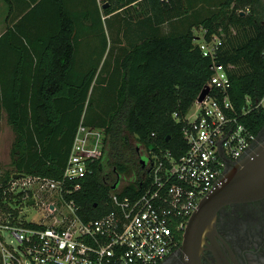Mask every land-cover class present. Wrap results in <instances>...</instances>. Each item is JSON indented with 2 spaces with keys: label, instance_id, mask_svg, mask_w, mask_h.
I'll list each match as a JSON object with an SVG mask.
<instances>
[{
  "label": "trees",
  "instance_id": "obj_1",
  "mask_svg": "<svg viewBox=\"0 0 264 264\" xmlns=\"http://www.w3.org/2000/svg\"><path fill=\"white\" fill-rule=\"evenodd\" d=\"M4 1L13 10V0ZM25 1L20 17L0 35V112L15 136L11 166L59 179L79 124L99 130L103 146L93 172L67 197L84 221L110 210L112 185L121 175L130 181L119 194L139 193V146L176 157L185 150L182 119L210 77V59L196 44L195 27L206 38L218 35L223 24L227 34L229 26L236 29L223 39L218 60L230 68L236 107L251 102L242 122L255 135L262 129L264 110L255 107L264 97L262 0H107L101 6L98 0ZM133 4L143 8L137 21L143 38L115 58L120 76L115 72L110 92L102 86L111 57L105 28ZM163 25L168 29L162 33ZM240 65L243 71L234 69Z\"/></svg>",
  "mask_w": 264,
  "mask_h": 264
},
{
  "label": "built area",
  "instance_id": "obj_2",
  "mask_svg": "<svg viewBox=\"0 0 264 264\" xmlns=\"http://www.w3.org/2000/svg\"><path fill=\"white\" fill-rule=\"evenodd\" d=\"M196 44L210 59V77L203 87L207 94L199 100L200 92L182 119V154L147 152L139 193H110V210L84 221L67 197L80 188L79 179L92 174L103 138L81 122L61 178L0 177V264H159L181 249L184 230L202 199L257 136L242 122L252 109L249 98L240 108L231 98L230 68L218 60L223 39L206 38L203 31ZM255 107L264 110V97ZM43 197L49 199L44 217L25 218L24 211Z\"/></svg>",
  "mask_w": 264,
  "mask_h": 264
},
{
  "label": "flooded vegetation",
  "instance_id": "obj_3",
  "mask_svg": "<svg viewBox=\"0 0 264 264\" xmlns=\"http://www.w3.org/2000/svg\"><path fill=\"white\" fill-rule=\"evenodd\" d=\"M264 147V125L249 149L238 159L228 163L226 172L246 159L257 148ZM146 155V153H144ZM138 150V157L144 159ZM141 167L144 166L141 164ZM137 177L134 176L135 180ZM264 264V198L233 203L218 212L214 232L201 242V264ZM187 254L174 251L159 264H189Z\"/></svg>",
  "mask_w": 264,
  "mask_h": 264
},
{
  "label": "rangeland",
  "instance_id": "obj_4",
  "mask_svg": "<svg viewBox=\"0 0 264 264\" xmlns=\"http://www.w3.org/2000/svg\"><path fill=\"white\" fill-rule=\"evenodd\" d=\"M100 2V6L104 3H108L107 0H98ZM264 3V0H262ZM26 6L25 0H13V10L9 8V6L6 4L4 0H0V32L5 28L6 20L15 19L20 10H22ZM143 12L142 5L140 4H133L130 8L127 10L121 11L120 13L116 14L111 19H108V25L106 30L109 33V38L111 42V57H110V64L108 67H105L107 69L103 76L105 79V83H103L102 86H105L107 89H111L110 92L114 89L115 85H111L110 81L116 76H120V72L116 71V65L114 63V60L116 57H120L125 53V51H128L134 44L138 43L143 37L142 33H140L137 21L139 20V15H142ZM8 22V21H7ZM113 23V29H111L109 26ZM224 25V24H223ZM223 25L218 27L217 32L218 35L224 39L226 42L228 38L234 37L236 35V29H234L232 26L228 27L229 33L227 34L223 30ZM119 28V32H118ZM168 26L163 25L162 26V33L167 31ZM150 32V31H148ZM144 33V32H143ZM193 33L195 37L201 36L203 34V28L202 27H195L193 29ZM225 37V38H224ZM227 45V44H226ZM235 70L241 72L244 70V66H236L234 68ZM115 70V71H114ZM114 71V74H112ZM101 86V85H100ZM98 87L96 90H99ZM100 91V90H99ZM14 132L12 128L10 127L6 113L1 111L0 112V177L5 176L7 173H11L13 170V167L11 166V146L14 140ZM139 152L141 154L145 153V148L142 146L138 147ZM144 158H146L144 154ZM130 181V176L127 174L120 176V181L117 183L116 187L113 189V192H118L122 189L124 184L128 183ZM49 202V199L46 197H43L39 200L36 207L30 209V211H24V217L28 220H34L44 217V206L46 203ZM27 206H24V209ZM7 240L11 239L10 237H6Z\"/></svg>",
  "mask_w": 264,
  "mask_h": 264
},
{
  "label": "water",
  "instance_id": "obj_5",
  "mask_svg": "<svg viewBox=\"0 0 264 264\" xmlns=\"http://www.w3.org/2000/svg\"><path fill=\"white\" fill-rule=\"evenodd\" d=\"M107 4L104 5V8ZM208 90L199 95L202 100ZM144 166L145 160L140 159ZM23 176L16 173L14 178ZM118 182V179H117ZM116 183L112 185V189ZM264 198V147L257 148L246 159L226 172L221 184L208 193L200 202L198 209L190 217L183 233L181 248L187 254L189 264H201V242L205 235L214 232L217 212L233 203L257 201ZM30 203H33L31 200ZM96 206V205H95ZM220 264H228L227 262Z\"/></svg>",
  "mask_w": 264,
  "mask_h": 264
},
{
  "label": "crops",
  "instance_id": "obj_6",
  "mask_svg": "<svg viewBox=\"0 0 264 264\" xmlns=\"http://www.w3.org/2000/svg\"><path fill=\"white\" fill-rule=\"evenodd\" d=\"M25 8V7H24ZM23 8V9H24ZM23 9L22 10H20V12H19V14H18V16L15 18V19H11V20H9V18H8V20H6V25H5V28L2 30V32H0V35L6 30V27H7V25H8V23H9V25H12L15 21H17V19L20 17V15H21V13H22V11H23ZM8 21V22H7ZM105 31H106V35H107V37H108V34H107V30H106V28H105ZM140 31V30H139ZM109 38V37H108ZM109 40V39H108ZM4 112V111H3ZM145 153H147L146 151H145ZM13 173V175L14 174H16V173H19V172H16V171H14V170H12V172H11V174ZM10 174V173H9ZM9 174L7 175H5L4 176V178H8L9 177ZM19 174H23V173H19ZM116 185H117V181H116ZM119 192V191H118Z\"/></svg>",
  "mask_w": 264,
  "mask_h": 264
}]
</instances>
